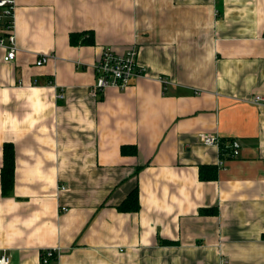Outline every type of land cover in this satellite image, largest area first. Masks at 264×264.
Wrapping results in <instances>:
<instances>
[{
	"label": "crops",
	"instance_id": "1",
	"mask_svg": "<svg viewBox=\"0 0 264 264\" xmlns=\"http://www.w3.org/2000/svg\"><path fill=\"white\" fill-rule=\"evenodd\" d=\"M86 30L93 45H70ZM13 32L15 58L0 47L9 264L53 247L58 264H264V107L248 101L264 95V0H14ZM132 46L145 76L91 95L103 47ZM204 134L240 143L210 180L199 168L221 151ZM135 188L138 210H118Z\"/></svg>",
	"mask_w": 264,
	"mask_h": 264
},
{
	"label": "built area",
	"instance_id": "2",
	"mask_svg": "<svg viewBox=\"0 0 264 264\" xmlns=\"http://www.w3.org/2000/svg\"><path fill=\"white\" fill-rule=\"evenodd\" d=\"M14 0H0V47L6 50L3 57L5 61L15 58L17 45L13 32ZM49 58L55 59L54 55H41L37 57L36 64L41 65ZM94 72V83L91 85L90 94L93 96L102 93L107 88L124 89L131 84L135 77L145 76V67L137 62V49L132 46L124 53H116L109 47H103L99 57L92 65ZM159 80L164 84L166 79ZM62 93L56 95L57 99L63 98ZM250 103L264 107V95H254L248 99ZM201 143L205 146H215L221 151L216 166L224 167V157H236L239 153L240 143L236 139L222 142L216 134H204ZM61 210H66L64 207ZM62 249L53 247L41 250L39 253V264H58ZM10 257L6 254L0 255V264H9Z\"/></svg>",
	"mask_w": 264,
	"mask_h": 264
},
{
	"label": "trees",
	"instance_id": "3",
	"mask_svg": "<svg viewBox=\"0 0 264 264\" xmlns=\"http://www.w3.org/2000/svg\"><path fill=\"white\" fill-rule=\"evenodd\" d=\"M94 34L92 30H86L82 32H72L69 34L70 45H93ZM136 146L122 145L121 153H136ZM218 167L202 165L199 168V178L201 180H210L217 177ZM1 192L3 195L11 193L14 178V148L11 142H4L2 147V167H1ZM139 208L138 196L136 188L133 189L127 197L118 205L117 209L120 211H137ZM210 210V211H208ZM201 214L214 213L209 208H204L200 211ZM41 253V251H40Z\"/></svg>",
	"mask_w": 264,
	"mask_h": 264
}]
</instances>
